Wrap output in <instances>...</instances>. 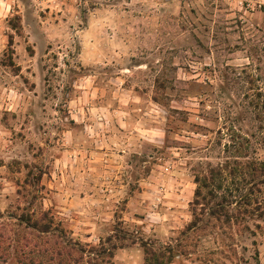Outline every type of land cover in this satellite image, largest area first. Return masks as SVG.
<instances>
[{
    "label": "rangeland",
    "instance_id": "rangeland-1",
    "mask_svg": "<svg viewBox=\"0 0 264 264\" xmlns=\"http://www.w3.org/2000/svg\"><path fill=\"white\" fill-rule=\"evenodd\" d=\"M120 106L143 128L121 157ZM262 161L264 0H0V264H54L37 249L61 231L118 247L98 264H144L142 243L173 264H264L257 213L182 236L197 189L233 206ZM49 219L43 238L25 225Z\"/></svg>",
    "mask_w": 264,
    "mask_h": 264
},
{
    "label": "trees",
    "instance_id": "trees-1",
    "mask_svg": "<svg viewBox=\"0 0 264 264\" xmlns=\"http://www.w3.org/2000/svg\"><path fill=\"white\" fill-rule=\"evenodd\" d=\"M9 46H11V43H9ZM250 168V183H252V185L249 188V192L248 194L237 200L233 206H225V204L223 206V204L221 203H217L215 204V206H208L207 203L201 204L200 201L196 199L198 196H201V190L197 189L195 193V199L191 203L193 219L191 222H189L186 229L182 231L183 237H186V235L194 233L198 230L196 228V225L204 215H208L207 217L214 220L215 223L223 222L230 228L238 227L240 224H242L243 218L254 216L255 213H257L260 218L264 219L263 205L256 199H252L253 194L257 195L258 193L262 192V189H264V161L253 162ZM251 202H254V204H256L252 209L249 208L250 206H252ZM45 216L47 217V214H44V218H46ZM221 217H224L225 220L221 221ZM30 222L28 220L27 223H25L26 228L30 229V231L32 232H36L39 238L52 235L54 231H59V228H52V219H49L47 221L48 224H43L41 228L39 221H37L39 223L33 222L32 224H29ZM256 228L258 230L261 229L259 225L256 226ZM246 229H248L247 226ZM60 233L62 234L63 231H61ZM60 233H57L55 235L54 241L52 243H49V241L47 240H45L44 242H40V249H37V254L47 256L49 263L83 264L84 261V264H98L93 257L94 255L106 256L107 259H112V257L114 256V250L118 248L113 245L111 247L103 248L99 252H95L94 254L92 250L87 251L86 246H83L78 242H74L72 240L65 241V239L63 238V234L61 236ZM251 234H253V232ZM108 241H110V239H108ZM186 245H180L179 248L183 250L186 248ZM25 246L29 248V246H31V242L26 241ZM36 247L37 246H35L34 248ZM141 247L144 254V264H173L176 261V255L173 254V250L171 248L156 251L155 249L151 248L149 244L144 243L141 244ZM182 250L180 251V254L181 256H184Z\"/></svg>",
    "mask_w": 264,
    "mask_h": 264
},
{
    "label": "crops",
    "instance_id": "crops-1",
    "mask_svg": "<svg viewBox=\"0 0 264 264\" xmlns=\"http://www.w3.org/2000/svg\"><path fill=\"white\" fill-rule=\"evenodd\" d=\"M107 111V149L121 150L124 147V150H118L120 153L117 156H126L127 151L130 150L129 146H136V136L143 131L141 123L138 121V117L132 116L129 107L123 108V106H120V108L107 109ZM112 146H115V148H112ZM108 154L115 156L113 152L108 153L107 151Z\"/></svg>",
    "mask_w": 264,
    "mask_h": 264
}]
</instances>
